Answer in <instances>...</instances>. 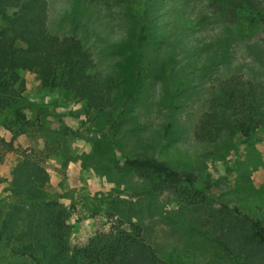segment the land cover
<instances>
[{"label":"rangeland","instance_id":"1","mask_svg":"<svg viewBox=\"0 0 264 264\" xmlns=\"http://www.w3.org/2000/svg\"><path fill=\"white\" fill-rule=\"evenodd\" d=\"M48 1L52 34L83 41L96 71L114 79L113 105L96 112L21 72L23 131L11 122V107L0 110L4 207L15 200L12 168L31 154L47 172L49 198L71 212L75 244L120 219L140 225L165 264H233L215 242L223 224L237 221L221 202L264 218V129L248 142L225 132L204 143L194 126L218 82L233 74L264 80L262 28L247 33L212 0H135L146 6L151 27L152 40L141 42L128 10L134 0ZM143 154L195 173V188L153 191L150 176L123 165L126 156ZM0 264L33 263L0 242Z\"/></svg>","mask_w":264,"mask_h":264},{"label":"trees","instance_id":"2","mask_svg":"<svg viewBox=\"0 0 264 264\" xmlns=\"http://www.w3.org/2000/svg\"><path fill=\"white\" fill-rule=\"evenodd\" d=\"M212 1L224 17L239 23L247 33L261 27L264 40V0ZM128 10L139 40L150 42L146 6L134 0ZM23 71L36 74L43 89L70 92L73 99L86 101L96 112L113 105L114 79L96 71V60L83 41L52 34L48 0H0V110L12 108L11 122L18 131L27 122L16 92ZM144 74L139 66L137 76ZM259 129H264V80L233 74L211 89L208 106L194 126V137L216 143L230 132L248 142ZM33 159L31 154H22L11 173L15 200L7 202L10 207L0 201V242L5 251L33 264H165L141 226L120 219L75 244L71 212L58 199L49 198L47 172ZM123 165L140 176H150L153 191H179L184 186L190 190L198 182L195 173L155 155L126 156ZM221 206L237 220L223 224L215 239L223 253L233 264H264V218L242 206L225 202ZM256 210L261 214L262 210Z\"/></svg>","mask_w":264,"mask_h":264}]
</instances>
